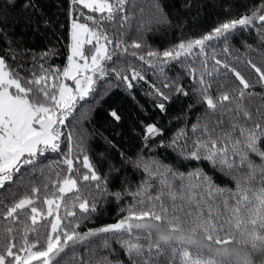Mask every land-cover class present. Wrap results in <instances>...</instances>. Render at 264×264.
Segmentation results:
<instances>
[{
  "label": "snow or ice",
  "instance_id": "6c2138e0",
  "mask_svg": "<svg viewBox=\"0 0 264 264\" xmlns=\"http://www.w3.org/2000/svg\"><path fill=\"white\" fill-rule=\"evenodd\" d=\"M50 7L0 0V264H264V66L244 61L250 81L213 44L231 57L234 33L254 31L258 51L246 47L264 59V0L162 51L144 36L183 27L169 0ZM109 75L133 98L139 82L149 85L155 112L137 105L133 150H122L123 131L90 134L75 118ZM189 96L183 125L167 136L160 117ZM107 116L124 124L118 108ZM93 136L108 151L93 152ZM48 153L60 159L45 164ZM102 201L116 204L115 222L80 231ZM81 246L86 256H77Z\"/></svg>",
  "mask_w": 264,
  "mask_h": 264
},
{
  "label": "trees",
  "instance_id": "16d2710c",
  "mask_svg": "<svg viewBox=\"0 0 264 264\" xmlns=\"http://www.w3.org/2000/svg\"><path fill=\"white\" fill-rule=\"evenodd\" d=\"M49 2L51 4L49 9L51 14L58 11L57 5L61 4L62 0H49ZM191 2L193 5L191 10L184 11L181 8V5L185 3V0H169L170 5H175V7L170 8L174 14L178 9L180 10L183 27L176 26L166 30L161 29L159 32L154 30L146 33L144 36L145 42L151 47L162 51L163 49L170 47L172 44L179 42L182 38L198 37L199 35L206 33L228 15L238 16L245 11V5L250 6L252 3L256 2V0H191ZM228 6H231L230 13L225 12V8ZM64 7H67V4H65ZM58 19L60 22H64L63 16L58 17ZM66 42V40L62 39L57 46L60 47L61 44ZM213 44L217 45V58L229 59V62L237 67V69L240 70L246 78L250 79V81L254 79L255 73L246 67L244 61L252 59L253 62L258 64V66H264V59H262L257 52L251 51L246 47V45L251 44L253 49H257L258 51L257 34L254 31H237L234 33L233 38H230L229 40V45L232 50L231 57H226L223 54L221 51L223 45L220 42L214 41ZM235 57H239V60L235 59ZM54 62L62 66L66 62V59L64 56H60L55 58ZM134 63L138 65L140 64L139 61H134ZM145 72L149 82L159 83L151 69H145ZM179 72L180 68L179 65H177L174 71H168V75L174 76ZM182 82L190 87L188 78H184ZM117 83L115 77L111 75L105 80L99 81L97 84V92L99 95L90 96L86 98L85 101H82L81 105L78 106V111L75 113V118L81 121L83 128L90 134L93 133V130H97L105 136H108L113 132L123 131L124 143L122 144V150L129 151L133 150L136 144L135 141L130 144L128 143V140L131 137V123L137 114V105H143L146 109L153 112H155V110L151 109L149 97L146 95V90L149 87L147 83L143 81L139 82L137 90L134 93V98L130 96L122 86L117 88L115 86ZM257 90L259 89L257 88ZM191 102V96L181 97L169 106L167 115L160 117L163 125L169 129L166 134L167 136H171L177 128L183 125L182 114L184 113L186 106ZM110 108H118L125 116L124 124L121 127H113L110 125L107 116V110ZM196 111L199 112L200 109L197 108ZM176 117H181V120L177 121L175 119ZM194 117L195 113H192L189 118L190 121ZM169 121H171V123H169ZM72 123H75V120H72ZM68 130H70V126L65 129V132ZM116 139L119 141L121 138L117 137ZM89 143L91 149L95 153L108 151L104 141L99 137L93 136ZM161 155L171 156L172 153L170 151L161 152ZM46 156L47 159L42 158L45 164L60 159V156L57 153H48ZM196 166H198L197 162H192L189 167ZM118 215V209L114 202L104 203L102 201L100 212L92 214L88 220L84 221L81 224L80 231H86L88 228H97L113 223ZM71 255L72 253L68 252V256ZM79 255H87L83 246L77 249V256Z\"/></svg>",
  "mask_w": 264,
  "mask_h": 264
}]
</instances>
